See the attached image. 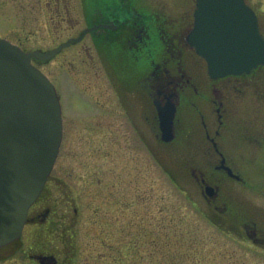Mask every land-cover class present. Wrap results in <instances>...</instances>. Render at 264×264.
Instances as JSON below:
<instances>
[{
  "label": "rangeland",
  "instance_id": "rangeland-1",
  "mask_svg": "<svg viewBox=\"0 0 264 264\" xmlns=\"http://www.w3.org/2000/svg\"><path fill=\"white\" fill-rule=\"evenodd\" d=\"M50 1L0 0V37L26 52H47L85 28L79 0L65 1L74 3L69 24L72 28L76 25L74 31L61 24L57 3ZM248 1L257 11L264 32V0ZM65 6L62 4L60 10ZM92 61L85 43L65 49L63 55L48 62L32 60L55 85L63 116L68 119L80 118L77 115L81 114L101 116L104 109H119L102 61L97 57ZM246 81V92L242 88V94L236 96L230 91L232 106L238 107L232 121L227 122L231 125L230 132L226 130L231 139L228 154L244 181L227 180L221 185V193L229 201L228 214L221 216L208 207L190 168L181 169L187 152L165 153L161 149L154 157L135 138V152H131L125 137L115 148L111 142L114 131H101L97 118L80 121V127L69 126L60 158L62 177L68 181V162L74 160V154L90 161L91 167L106 163L112 169L119 162L121 167L114 176H107L104 195L95 190L91 197H76L78 216L73 214L67 196L54 184L49 185V205L56 212L58 236L44 240V245L56 253L68 250L70 264H117L116 258L118 264H264V247L247 237L252 227L264 228V69ZM103 132L107 133V144L103 143ZM163 164L174 178L166 174ZM61 187L67 193L68 186ZM69 215L76 216L74 223L67 220ZM69 225L73 238L61 237ZM9 253L0 254V264L23 263L26 259L20 241Z\"/></svg>",
  "mask_w": 264,
  "mask_h": 264
},
{
  "label": "flooded vegetation",
  "instance_id": "flooded-vegetation-1",
  "mask_svg": "<svg viewBox=\"0 0 264 264\" xmlns=\"http://www.w3.org/2000/svg\"><path fill=\"white\" fill-rule=\"evenodd\" d=\"M65 1L50 2L57 3L56 15L62 17L61 24H67L68 30L74 31L76 25L73 28L69 25L72 20L71 5L74 3L72 1L68 5ZM79 2L86 24L81 32L88 30V33L80 43L71 47L85 43L90 63L95 57L100 58L105 77L113 85L119 109L111 112L104 109L105 113L101 116L81 114L77 115L80 118L74 120L63 116L64 136L59 157L41 196L29 210L27 223L19 240L24 244L26 259L23 263L17 261L15 264H70L71 254L68 250L66 253L65 250L56 253L43 243L49 237L58 236L56 212L49 205V185L54 184L67 196L73 214L78 216L76 197L88 198L95 190H100V195H104V189L107 192L106 184L104 185L107 176H114L121 167L120 162L118 167L113 166L112 169L106 163H95L91 167L90 161L80 160V155L74 154V160L68 162V181L62 177L60 158L66 142L65 136L71 130L69 126H83L78 124L80 121L98 118L101 121V131H108V128L114 131L112 136L115 139L110 138L115 148L120 147L122 137H125L128 138L126 143L131 152H135L132 138L137 143L141 142L154 157L161 149L165 153L187 152L189 155L183 158L181 169L190 168L205 203L220 212L221 216L229 213V201L221 193L222 183L227 180L244 181L235 161L228 154L231 142L228 128L231 125L227 122L230 119L232 121L238 107L236 104L232 106L230 91L241 95V89L244 88L243 92H246L249 88L246 80L263 68L249 75L220 79L210 77L207 63L188 41L194 27L196 0ZM246 3L251 6L248 0ZM62 4L66 5L64 11L60 10ZM54 18L57 19L55 16ZM81 32L69 35L65 41L79 37ZM63 34L64 32L61 33ZM64 50L57 57L63 55ZM100 105L102 107V103ZM172 110L173 139L165 141L160 125L161 116ZM103 134V143L107 144V133ZM99 151L103 153L101 149ZM162 166L166 174L174 178L172 172L164 164ZM204 169H208L209 173ZM65 185L68 186L67 193L61 187ZM226 201L228 202L225 203ZM76 216L69 215L67 220L74 223ZM262 220L264 222V216ZM105 224H108L107 218ZM71 225L66 227L61 237L73 238ZM253 225L258 224L253 222ZM247 237L259 247H264V228L258 230L252 227L247 231ZM12 247L14 244L1 249L0 254H10ZM116 262L120 263L118 258Z\"/></svg>",
  "mask_w": 264,
  "mask_h": 264
},
{
  "label": "water",
  "instance_id": "water-1",
  "mask_svg": "<svg viewBox=\"0 0 264 264\" xmlns=\"http://www.w3.org/2000/svg\"><path fill=\"white\" fill-rule=\"evenodd\" d=\"M72 39L46 53H26L0 39V249L17 241L41 195L62 139L61 106L50 80L32 59L50 61ZM189 44L213 79L264 66V37L244 0H197ZM174 111L161 116L163 140L173 139Z\"/></svg>",
  "mask_w": 264,
  "mask_h": 264
}]
</instances>
